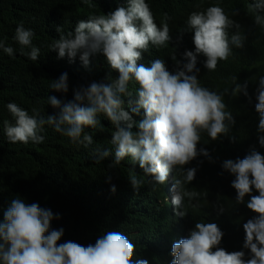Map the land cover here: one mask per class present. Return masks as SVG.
<instances>
[{"label": "clouds", "instance_id": "clouds-1", "mask_svg": "<svg viewBox=\"0 0 264 264\" xmlns=\"http://www.w3.org/2000/svg\"><path fill=\"white\" fill-rule=\"evenodd\" d=\"M241 2L247 22L264 33V0ZM226 11L231 14L216 0H207L184 13L182 36L194 46L174 51L176 66L157 54L172 47L171 17L165 13L158 26L146 0H128L127 7L107 15L91 14L67 34L56 29L61 34L50 47L59 59L71 62L79 54L87 68L91 57L102 54L110 74L75 89L67 103L48 97V104L59 109L58 116L45 119L36 109L29 115L8 103L15 124L4 120L7 140L41 144L44 126H52L72 153L89 147L93 156L99 154L98 160L111 156L109 168L126 166L133 188H121L125 214H119L111 228L115 231L84 238L80 244L58 243L64 230L51 224L60 216L17 196L0 221V264H264V135H257L254 143L200 148L203 136L218 141L237 134L239 127L224 96H248V82L237 83L236 76L231 77L234 87L224 93L202 86L198 79L201 70L217 71L244 45L240 25ZM33 37L23 22L17 26L14 39L21 55L37 61L40 49L33 46ZM150 46L153 59L147 55ZM0 49L13 56L14 49L2 40ZM50 86L66 94L67 73ZM256 99L258 132L264 133V76ZM106 187L105 180L100 195ZM224 202L247 212L240 223L246 235L239 236V243L227 241L226 232L212 221L193 225L197 209Z\"/></svg>", "mask_w": 264, "mask_h": 264}, {"label": "trees", "instance_id": "trees-1", "mask_svg": "<svg viewBox=\"0 0 264 264\" xmlns=\"http://www.w3.org/2000/svg\"><path fill=\"white\" fill-rule=\"evenodd\" d=\"M206 1L146 0L158 26L165 13L171 17L169 26L172 47L162 52L157 50V54L167 57L169 65L176 66V61L171 59L174 51H185L194 46L192 40L182 36L184 13L191 6L195 9ZM216 1L230 11L231 14L226 12L240 25V33L246 39L241 49L233 51L231 60L213 73L201 70L198 79L202 86L224 93L225 89L230 92L234 87L231 77L236 76L237 83L248 82V96L239 94L232 97L230 93L224 96L239 127L238 132L218 141L201 137L200 148L207 151L223 144H246L249 140L254 143L257 135H264L258 132L259 114L256 111V89L260 77L264 76V33L256 25L247 22L241 11L244 8L241 0ZM127 6L128 0H0V40L4 41L5 46L14 49L11 57L0 49V221L3 220V211L18 196L26 203H38L40 207L50 209L54 215L60 216L51 224L52 229L64 230L58 243L71 240L80 244L84 238L90 239L107 231H115V228H111L116 224L119 214H125L120 204L124 195L121 194V188H133L129 182L131 172L126 166L116 165L119 170L109 168L112 164L109 162L111 156L98 160L99 154L93 156L94 150L89 147L75 148L72 153L66 148L62 134L49 125H45L41 133L45 137L41 144L9 143L3 122L8 120L15 124L7 109L10 102L28 111L29 115L36 109L45 119L47 116H58L59 109L48 104V97L54 96L62 104L67 103L74 99L75 89L87 87L96 79L109 75L102 54L91 57L89 67L85 68L79 54L71 62L67 57L59 59L57 52L52 51L50 46L61 34L56 31L58 27L62 28L63 34H67L74 31L80 20L86 21L91 14L107 15L118 7ZM233 12H238V15H233ZM21 22L25 29L34 32L32 44L40 49L37 61L21 55V46L14 39L16 28ZM30 50L24 49L25 52ZM150 50L151 54L147 55L153 59L151 46ZM179 58L176 56L177 61ZM62 73L68 75L69 90L66 94L50 86ZM230 137L235 138L234 142ZM108 177H111L110 182ZM105 180L107 187L100 195ZM113 186L116 189L114 193L111 191ZM136 200L134 197L133 201ZM221 207L223 212L220 211ZM246 214L231 202L219 206L209 205L197 209L193 225L204 219L210 223L212 221L226 232L227 241L239 243V236L246 235L240 229Z\"/></svg>", "mask_w": 264, "mask_h": 264}, {"label": "bare ground", "instance_id": "bare-ground-1", "mask_svg": "<svg viewBox=\"0 0 264 264\" xmlns=\"http://www.w3.org/2000/svg\"><path fill=\"white\" fill-rule=\"evenodd\" d=\"M151 195H153V193H151ZM174 195H172V197H173Z\"/></svg>", "mask_w": 264, "mask_h": 264}]
</instances>
